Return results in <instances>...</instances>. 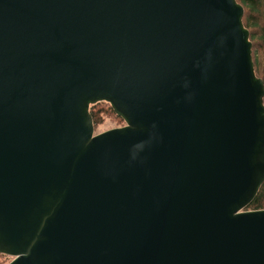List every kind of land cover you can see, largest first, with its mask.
<instances>
[{"label": "water", "instance_id": "1", "mask_svg": "<svg viewBox=\"0 0 264 264\" xmlns=\"http://www.w3.org/2000/svg\"><path fill=\"white\" fill-rule=\"evenodd\" d=\"M237 0H0L8 264H264V81ZM126 124L95 133L91 104Z\"/></svg>", "mask_w": 264, "mask_h": 264}, {"label": "trees", "instance_id": "2", "mask_svg": "<svg viewBox=\"0 0 264 264\" xmlns=\"http://www.w3.org/2000/svg\"><path fill=\"white\" fill-rule=\"evenodd\" d=\"M237 1L242 4L245 9L243 22L245 27L250 31V40L253 44L252 56L256 75L264 81V75L259 73L262 72L261 65L263 64L260 49L264 48V18L262 17V12L264 13V0ZM90 113L93 117L94 126L96 127L104 121L105 116H112L114 119L118 118L122 122V125L125 124V120L116 114L111 104L107 101H100L92 104ZM258 209H264V183L255 199L245 208V210ZM3 256L8 257L9 255L0 253V258ZM0 264H2L1 260Z\"/></svg>", "mask_w": 264, "mask_h": 264}, {"label": "rangeland", "instance_id": "3", "mask_svg": "<svg viewBox=\"0 0 264 264\" xmlns=\"http://www.w3.org/2000/svg\"><path fill=\"white\" fill-rule=\"evenodd\" d=\"M262 17L264 18V13L262 12ZM261 53V59L263 64L261 65L262 72H259L261 75H264V48L260 49ZM103 105V104H102ZM126 124V122H125ZM125 124L122 125V122L117 118L114 119L112 116H105L104 121L99 125L95 126V133H101L106 130L115 128V127H121L124 126ZM2 264H8L13 260L12 256H3L0 258Z\"/></svg>", "mask_w": 264, "mask_h": 264}]
</instances>
